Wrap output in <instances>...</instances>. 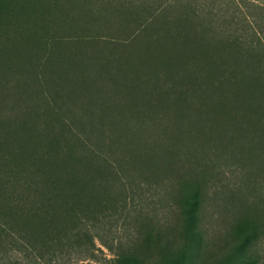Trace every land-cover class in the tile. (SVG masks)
Instances as JSON below:
<instances>
[{"label": "trees", "instance_id": "trees-1", "mask_svg": "<svg viewBox=\"0 0 264 264\" xmlns=\"http://www.w3.org/2000/svg\"><path fill=\"white\" fill-rule=\"evenodd\" d=\"M4 1L0 264H22L16 253L41 263L94 260L102 248L133 264H188L212 188L237 209L227 218L236 244L217 264H238L264 235V0H100L134 14L127 46L193 44V58H182L185 73L165 81V104L153 113L145 106L100 110L94 100L71 108L59 87L88 95L90 77L78 68V80H63L65 55L98 42L72 36L73 28L41 33L52 22L40 7ZM63 15L70 19L67 7ZM158 203L184 215L180 246L170 239L176 225L162 228ZM152 244L160 261L150 257Z\"/></svg>", "mask_w": 264, "mask_h": 264}, {"label": "rangeland", "instance_id": "rangeland-1", "mask_svg": "<svg viewBox=\"0 0 264 264\" xmlns=\"http://www.w3.org/2000/svg\"><path fill=\"white\" fill-rule=\"evenodd\" d=\"M55 1V6L50 3V0H15L14 3L18 7H26L28 11L36 10L37 7L44 11V17L47 18L46 22L51 21L52 23L44 27L41 26L39 28L41 33L51 29L53 32H59L58 34L67 35L72 33L73 28L72 36L75 33L82 34L88 36L89 40L94 39L98 42L95 47L85 45L83 48L73 49L65 55L64 61L68 64L64 65L63 80L66 82L78 80L80 75L78 68L83 69L90 77L91 88L88 95H83V89H68L62 86L63 84L59 87L64 96L73 101L71 108H74L75 111L80 110L84 108L83 104L88 106L89 101L94 100L97 105L96 108L105 111L111 110V108L119 111L131 110L133 107L141 110L142 106H145L149 113L155 108L161 109L165 104V96H167L165 94V81L167 79H174L177 82L180 80L178 75L182 77L185 73L182 58L186 59L187 55L193 58V44L186 47L178 46L173 50L166 48L161 42L154 43L153 40L141 47L138 44L127 46L131 41L130 34L135 18L133 13L117 12L112 5L100 0ZM8 2L10 0H5L3 7ZM64 7L70 11V15H68L70 19L64 17ZM33 14L35 17L36 15L41 17L38 12ZM66 23L72 25L69 26ZM20 31L27 34L23 25H20ZM138 42H144V37ZM186 73H190V71L186 69ZM58 75H61V71L58 72ZM40 90L44 91L42 88ZM6 91L8 90L4 89L1 95L3 96ZM17 94L12 93V99L18 100ZM32 103L33 101L29 103L27 108L34 110L36 106ZM86 106L85 108H87ZM67 107L69 108V106ZM19 109L25 108L19 106ZM219 189H209L208 193L205 194L202 203L204 205L199 212L201 243L194 248L192 246L188 251L186 258L188 264L222 263L230 255L233 246L236 244L233 227L228 221L231 220L232 214L237 212V209L236 206L233 207L231 203L227 202L228 199L222 195ZM167 206L172 207L171 211H168ZM157 208L162 212L160 222L163 229L168 228L169 225H176L173 227L175 230L171 228V243L177 247L186 242V235L183 232L184 215H181L177 206L171 203H158ZM243 214V217H252L248 211ZM251 243L253 245L248 248L246 253L243 251V255L239 254L242 256L238 264H264V235L262 238L252 240ZM98 246L100 247L99 244ZM102 250L98 252L96 259L78 262L72 256H63L58 257L52 263H41L31 256L25 258L20 253L15 254V259L22 260V264H133L118 260L106 248H102ZM151 250L150 257L154 261H160L161 254L157 252L153 244ZM198 251L200 252L199 255Z\"/></svg>", "mask_w": 264, "mask_h": 264}]
</instances>
